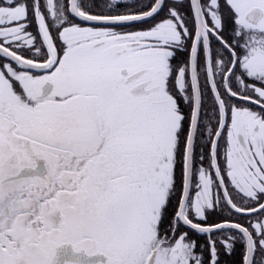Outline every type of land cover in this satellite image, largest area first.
Listing matches in <instances>:
<instances>
[{
  "label": "snow or ice",
  "instance_id": "obj_1",
  "mask_svg": "<svg viewBox=\"0 0 264 264\" xmlns=\"http://www.w3.org/2000/svg\"><path fill=\"white\" fill-rule=\"evenodd\" d=\"M183 9L0 0V264H264V0Z\"/></svg>",
  "mask_w": 264,
  "mask_h": 264
},
{
  "label": "flooded vegetation",
  "instance_id": "obj_2",
  "mask_svg": "<svg viewBox=\"0 0 264 264\" xmlns=\"http://www.w3.org/2000/svg\"><path fill=\"white\" fill-rule=\"evenodd\" d=\"M65 2H67V0H65ZM138 2H141V3H146L147 0H120V3L122 4H134V3H138ZM170 3H180V4H183L184 5V9L182 11V14L188 18V17H191V12L189 11V0H169ZM107 10V9H105ZM121 12L125 11L124 8H121L120 9ZM163 15V14H162ZM159 19V17L157 18ZM193 23L194 22H190L189 24V27H192L193 26ZM138 27H141L140 25H133L131 26V28H128V29H125V30H136ZM30 31L33 32V34H36V25L33 23L29 29ZM37 46L39 47L40 46V42L38 41L37 43ZM25 53L26 55L28 56H35V52L34 50L31 51V52H28L26 49H25ZM180 59H184V57H180ZM205 103L210 106L211 105V100L209 98V93H205ZM185 109V111L187 112V106L186 105H182ZM225 137H226V133L224 134ZM201 143H204V141H201ZM224 141L221 140V144L223 145ZM199 155H200V152L198 150V154H197V164H196V167L199 168L200 165H201V161L199 159ZM204 161L206 162V160H203L202 163H204ZM223 147H221V155H220V158H219V163L221 165H223ZM212 171L214 172V169H212ZM222 195V193H221ZM175 203V201H174ZM224 216H227L228 213L227 212H224L223 213ZM239 214H236L233 219H236V217L238 216ZM210 220L212 221H216V222H219L220 221V209L219 207L216 209V214L212 215V218H210ZM246 222V221H245ZM244 223V222H242ZM245 224V223H244ZM247 225V224H245ZM193 238L194 239H198L200 244L203 245L204 242H205V239L203 237L200 236V234H194L193 235ZM242 245L240 242H238L236 245H235V248L232 252L231 255H226V262L227 264H242Z\"/></svg>",
  "mask_w": 264,
  "mask_h": 264
},
{
  "label": "rangeland",
  "instance_id": "obj_3",
  "mask_svg": "<svg viewBox=\"0 0 264 264\" xmlns=\"http://www.w3.org/2000/svg\"><path fill=\"white\" fill-rule=\"evenodd\" d=\"M204 156H205V159H204V160H206V162L204 161V163H202V165H200V166H203V167H205V168H208V167H209V164H210V160H209V158H208V153H207V151L204 152ZM211 171H212V169H211ZM212 172H213V171H212ZM213 173H214V172H213ZM210 218H212V216H211ZM236 219H240L239 215L236 217ZM249 219H251L253 222H255V221H254V216H253V217H250V218H248V219H243V220H241V222H244L245 224H247ZM245 221H246V222H245ZM242 256H243V247H242Z\"/></svg>",
  "mask_w": 264,
  "mask_h": 264
}]
</instances>
